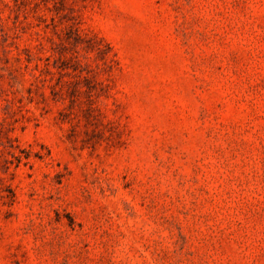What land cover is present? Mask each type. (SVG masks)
<instances>
[{
	"label": "rangeland",
	"instance_id": "374dc122",
	"mask_svg": "<svg viewBox=\"0 0 264 264\" xmlns=\"http://www.w3.org/2000/svg\"><path fill=\"white\" fill-rule=\"evenodd\" d=\"M0 264H264V0H0Z\"/></svg>",
	"mask_w": 264,
	"mask_h": 264
}]
</instances>
